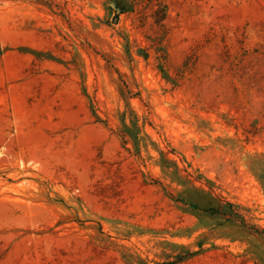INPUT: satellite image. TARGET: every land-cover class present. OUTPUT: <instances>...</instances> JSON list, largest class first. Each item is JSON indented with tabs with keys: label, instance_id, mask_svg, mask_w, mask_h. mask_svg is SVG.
<instances>
[{
	"label": "rangeland",
	"instance_id": "obj_1",
	"mask_svg": "<svg viewBox=\"0 0 264 264\" xmlns=\"http://www.w3.org/2000/svg\"><path fill=\"white\" fill-rule=\"evenodd\" d=\"M9 204L0 264H264V0H0Z\"/></svg>",
	"mask_w": 264,
	"mask_h": 264
},
{
	"label": "bare ground",
	"instance_id": "obj_2",
	"mask_svg": "<svg viewBox=\"0 0 264 264\" xmlns=\"http://www.w3.org/2000/svg\"><path fill=\"white\" fill-rule=\"evenodd\" d=\"M41 154V153H40ZM24 205V204H23ZM27 205V204H26ZM31 205H33V204H31ZM1 207L3 206V210H6L7 212H12V213H14L13 211L14 210H18V212H19V210L21 211V212H26V213H35V212H38L39 211V209L37 208V207H35V205H34V207L33 206H30V204H29V206L27 205V206H22V205H20V206H18V205H14V204H9V205H7V206H5L4 207V205H0ZM18 206V207H17ZM0 209H2V208H0ZM17 212V213H18ZM43 213H44V211H42ZM43 213H41L42 215H43ZM4 214V213H3ZM36 214V213H35ZM6 215V214H5ZM21 214H19L18 216H20ZM34 215V214H33ZM21 216H23V214L21 215ZM27 216V215H26ZM10 217V216H9ZM15 217V216H14ZM29 217V216H28ZM39 216H37V217H35V219L36 218H38ZM41 217V216H40ZM7 218V217H6ZM19 218V217H18ZM31 218V217H30ZM29 218V219H30ZM16 219V218H15ZM22 219V218H21ZM28 219V218H27ZM26 221H28V220H26ZM23 222V221H22ZM31 222V221H30Z\"/></svg>",
	"mask_w": 264,
	"mask_h": 264
},
{
	"label": "trees",
	"instance_id": "obj_3",
	"mask_svg": "<svg viewBox=\"0 0 264 264\" xmlns=\"http://www.w3.org/2000/svg\"><path fill=\"white\" fill-rule=\"evenodd\" d=\"M226 209L230 210L231 209V205L228 204V203H225V204H222V205L217 204L216 206H213V207H211V206L202 207L201 210L206 212V213L212 214V215L216 214V215L228 216L230 214H229V212Z\"/></svg>",
	"mask_w": 264,
	"mask_h": 264
}]
</instances>
